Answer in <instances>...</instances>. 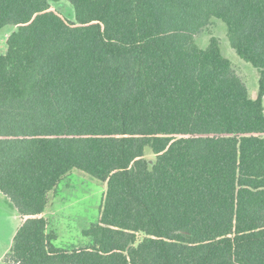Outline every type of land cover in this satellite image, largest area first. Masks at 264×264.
<instances>
[{"label": "trees", "instance_id": "1", "mask_svg": "<svg viewBox=\"0 0 264 264\" xmlns=\"http://www.w3.org/2000/svg\"><path fill=\"white\" fill-rule=\"evenodd\" d=\"M213 19L255 99L217 38L197 46ZM9 25L0 193L23 221L5 264H264V0H0ZM73 170L105 191L67 250L39 216Z\"/></svg>", "mask_w": 264, "mask_h": 264}, {"label": "rangeland", "instance_id": "2", "mask_svg": "<svg viewBox=\"0 0 264 264\" xmlns=\"http://www.w3.org/2000/svg\"><path fill=\"white\" fill-rule=\"evenodd\" d=\"M54 7L62 11L68 19H74V10L68 2L61 1L54 4ZM14 30L15 27L10 25L0 30V51H4L5 39ZM211 37L219 40L222 55L232 63L236 73L245 82L250 98L255 99L258 93V72L232 49L222 21L213 19L212 24L196 36L197 46L201 49L207 48ZM104 191V184L79 170H73L59 181L55 192L49 198L45 215L56 235L53 241L55 247L71 250L90 245L91 239L84 237L83 231L98 221ZM0 200V264H4L2 259L11 247L21 219L2 194Z\"/></svg>", "mask_w": 264, "mask_h": 264}, {"label": "crops", "instance_id": "3", "mask_svg": "<svg viewBox=\"0 0 264 264\" xmlns=\"http://www.w3.org/2000/svg\"><path fill=\"white\" fill-rule=\"evenodd\" d=\"M71 173H72V171H71ZM1 194V193H0ZM3 195V194H2ZM4 196V195H3ZM5 197V196H4ZM6 198V197H5ZM6 200L10 203V201L6 198ZM11 204V203H10ZM0 205H1V200H0ZM12 205V204H11ZM13 206V205H12ZM13 208L16 210V208L13 206ZM47 208H48V206L46 207V209H45V211L39 216V217H43V218H45L46 219V210H47ZM16 212H17V210H16ZM18 213V212H17ZM20 216V215H19ZM20 219H21V217H20ZM22 219H21V224H22ZM21 226V225H20ZM7 254V253H6ZM5 254V255H6ZM5 255H4V257H5ZM4 257H3V259H4ZM3 259H2V261H3ZM0 261H1V258H0ZM4 263V262H3ZM5 264V263H4Z\"/></svg>", "mask_w": 264, "mask_h": 264}]
</instances>
